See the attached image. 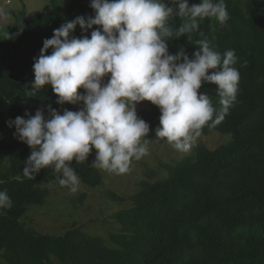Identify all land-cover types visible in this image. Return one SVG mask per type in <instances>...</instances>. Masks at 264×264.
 <instances>
[{"label": "trees", "instance_id": "obj_1", "mask_svg": "<svg viewBox=\"0 0 264 264\" xmlns=\"http://www.w3.org/2000/svg\"><path fill=\"white\" fill-rule=\"evenodd\" d=\"M48 12L28 19L26 8L14 13V22L0 29V191H6L12 207L0 210V255L7 264H264V0H224L229 19L220 25L205 18L190 36L170 38L169 54L180 49L192 58L196 42L207 39L223 57L234 50L240 74L236 100L224 120L209 121L210 128L230 134L229 142L209 149L195 146L193 155L175 162H162L167 175L139 182L130 195V206L114 217L121 230L108 240L75 223L63 233H41L27 222L25 213L41 206L62 173L49 166L35 179L23 176L30 148L6 133V122L27 112L22 103L34 102L46 111L50 105L59 113L51 86L32 89L33 64L44 39L54 29L78 16L94 15L88 0H49ZM200 0H188V5ZM174 9L175 5H170ZM187 20L173 13L168 25L179 28ZM92 29L71 35L90 38ZM173 39V40H172ZM49 48L45 55H50ZM213 70H209L211 74ZM199 93L207 94L219 111L216 85L204 82ZM136 110L149 124V133L160 116L157 106L145 101ZM213 119H215V114ZM88 161V160H87ZM79 180L88 187L102 184L99 169L88 162H70ZM20 177L17 180V177ZM112 193V191H109ZM123 200L121 196H115Z\"/></svg>", "mask_w": 264, "mask_h": 264}, {"label": "clouds", "instance_id": "obj_2", "mask_svg": "<svg viewBox=\"0 0 264 264\" xmlns=\"http://www.w3.org/2000/svg\"><path fill=\"white\" fill-rule=\"evenodd\" d=\"M10 3L0 4V23L9 18L5 6ZM90 7L93 16H78L54 29L33 64V90L51 86L57 104L82 107L61 114L49 105L48 117L37 109L34 115L25 112L27 118L6 122L15 128L14 137L30 148L23 176L35 179L51 166L62 173L59 185L72 193L80 181L70 162L85 163L93 149L92 165L115 175L128 173L133 160L148 154L149 124L138 117L137 104L157 106L156 140L187 153L209 121L215 126L224 120L240 79L233 67L234 50L222 57L207 39L196 42L192 58L183 49L174 55L168 50L170 38L190 36L205 18L224 25L229 19L224 0H200L192 6L188 0H90ZM174 12L187 18L175 30L168 25ZM77 25L82 33L98 27L90 38H77L71 35ZM49 48L52 53L45 55ZM204 82L216 85L219 111L207 94L198 93ZM11 207L7 192L0 191V210Z\"/></svg>", "mask_w": 264, "mask_h": 264}, {"label": "rangeland", "instance_id": "obj_3", "mask_svg": "<svg viewBox=\"0 0 264 264\" xmlns=\"http://www.w3.org/2000/svg\"><path fill=\"white\" fill-rule=\"evenodd\" d=\"M4 1L0 0V4H3ZM10 2L5 6L9 18L6 22L0 23V29L12 25L14 13L24 6L28 19L38 13L48 12L51 8L49 0H10ZM67 2L69 0H60L62 6ZM88 3L90 4V0ZM105 82H107V77H105ZM78 91L83 93V89H78ZM145 105V101L140 102L136 105V110L142 109ZM22 106L30 115H34L37 109H43L39 104L30 101L22 103ZM80 107L82 104H68L67 110L77 111ZM43 110L44 115L48 117V111ZM60 113L62 114V112ZM159 117L156 126L146 137L149 139L148 154L138 161L133 160L128 173L115 175L99 169L102 175V184L88 187L79 180V187L75 193L70 192L68 187L57 184L49 185L50 194L44 204L30 208L24 215V217L28 215L27 222L33 221L30 226L41 233L57 234L63 233L75 223L76 226H81L88 232L101 235L108 240L110 234L119 233L121 230L114 217L115 213L130 206V195L137 189L138 182L146 178L145 173L148 169L154 171L153 176L148 178L149 180L161 179L167 175V171L161 168L162 162H175L187 155H193L197 144L214 149L220 144L229 142L231 138L230 134H222L210 128L207 133H201L190 151L181 153L163 140H156L155 129L159 126ZM9 132L10 134H8ZM12 132H15V128L8 130L6 137L8 134L7 138H9ZM94 160L95 150L93 149L85 162L92 165ZM115 196H121L123 200H117ZM0 264H7L1 255Z\"/></svg>", "mask_w": 264, "mask_h": 264}]
</instances>
